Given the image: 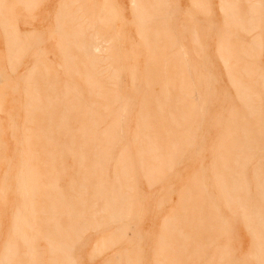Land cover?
<instances>
[{
  "label": "rangeland",
  "instance_id": "1",
  "mask_svg": "<svg viewBox=\"0 0 264 264\" xmlns=\"http://www.w3.org/2000/svg\"><path fill=\"white\" fill-rule=\"evenodd\" d=\"M261 69L264 0H0V264H264Z\"/></svg>",
  "mask_w": 264,
  "mask_h": 264
},
{
  "label": "bare ground",
  "instance_id": "2",
  "mask_svg": "<svg viewBox=\"0 0 264 264\" xmlns=\"http://www.w3.org/2000/svg\"><path fill=\"white\" fill-rule=\"evenodd\" d=\"M59 10H60V9H59ZM222 11H225V7H224V6H223V8H222ZM230 12H231V9L229 10L228 17H229V15H230ZM224 20H225V21H224L223 23H224V25H226V24H227V17H226ZM253 28H254V27H253ZM259 36H260V35H259ZM257 37H258V36H257ZM258 38H260V37H258ZM258 38H257V39H258ZM257 39H256V37H254V38L252 39V43H253V42L255 43V45H254V44H251V47H252V45H253V47H252L253 49H254V47H256V48L259 47V44H260V43L257 44ZM260 40H261V39H260ZM260 40H258V42H259ZM244 103H245V105H246L247 107H249V102H248V101H245ZM110 130H112V129L109 127V131H110ZM106 131H107V130H106ZM246 145H247V143H246ZM246 160H247V159H246ZM246 160H245V161H246ZM243 161H244V160H242V162H243ZM226 191L231 193V190L226 189ZM227 198L230 199V196H227Z\"/></svg>",
  "mask_w": 264,
  "mask_h": 264
},
{
  "label": "crops",
  "instance_id": "3",
  "mask_svg": "<svg viewBox=\"0 0 264 264\" xmlns=\"http://www.w3.org/2000/svg\"><path fill=\"white\" fill-rule=\"evenodd\" d=\"M261 72L263 73V75H264V69L262 70L261 69ZM262 89H264V85H263V87H261ZM263 186V185H262Z\"/></svg>",
  "mask_w": 264,
  "mask_h": 264
}]
</instances>
